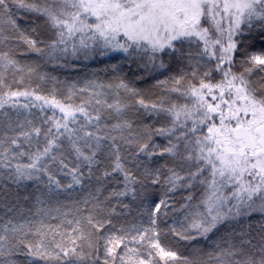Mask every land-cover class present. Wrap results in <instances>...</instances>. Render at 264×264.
I'll return each instance as SVG.
<instances>
[{
    "label": "snow or ice",
    "instance_id": "1",
    "mask_svg": "<svg viewBox=\"0 0 264 264\" xmlns=\"http://www.w3.org/2000/svg\"><path fill=\"white\" fill-rule=\"evenodd\" d=\"M0 264H264V0H0Z\"/></svg>",
    "mask_w": 264,
    "mask_h": 264
},
{
    "label": "trees",
    "instance_id": "2",
    "mask_svg": "<svg viewBox=\"0 0 264 264\" xmlns=\"http://www.w3.org/2000/svg\"><path fill=\"white\" fill-rule=\"evenodd\" d=\"M77 63L79 64V62ZM85 63H87V67H84L82 64H80L75 72H66L64 70H60L58 74L61 76V78L69 77L71 79H77L82 81L86 76H90L92 72L99 71L104 66L99 61Z\"/></svg>",
    "mask_w": 264,
    "mask_h": 264
}]
</instances>
